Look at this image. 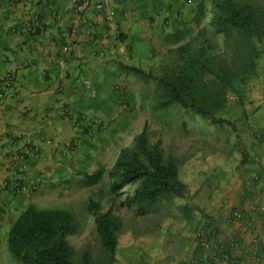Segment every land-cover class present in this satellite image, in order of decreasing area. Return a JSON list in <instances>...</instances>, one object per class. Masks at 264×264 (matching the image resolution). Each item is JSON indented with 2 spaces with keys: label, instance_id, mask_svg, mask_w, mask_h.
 <instances>
[{
  "label": "crops",
  "instance_id": "0c3cea01",
  "mask_svg": "<svg viewBox=\"0 0 264 264\" xmlns=\"http://www.w3.org/2000/svg\"><path fill=\"white\" fill-rule=\"evenodd\" d=\"M202 1L113 0L112 23L93 8L78 12L73 0H0L2 241L29 204L68 202L76 178L80 191L86 187L81 171L107 165L114 144L134 127L131 104L156 97L154 91L143 92L156 84L139 70L162 71L173 63L175 50L210 21ZM4 76H10L9 85L2 84ZM252 89L248 119L240 113L236 118L243 143L232 170L226 177L222 170L214 173V187L225 190L214 194L219 203L208 215L222 226L226 213L245 206L251 189L260 187L253 177L258 173L264 181V82ZM94 121L110 124L103 129ZM19 161L28 162L24 181L18 179ZM258 229L264 236V225Z\"/></svg>",
  "mask_w": 264,
  "mask_h": 264
},
{
  "label": "trees",
  "instance_id": "16d2710c",
  "mask_svg": "<svg viewBox=\"0 0 264 264\" xmlns=\"http://www.w3.org/2000/svg\"><path fill=\"white\" fill-rule=\"evenodd\" d=\"M202 2L205 16L210 15L209 23L175 50L173 63L162 69V75L139 72L156 82L155 95L160 97L156 109L165 111L178 105L210 126H228L234 131V121L226 116L231 112L230 97H234L236 112L246 120L251 90L264 82V0ZM255 137L261 138L262 133ZM185 169L190 181L183 176ZM105 174L110 193L125 195L124 205L135 208L140 215L175 197L182 198L188 188L192 194L198 193L211 176L209 159L202 152L182 161L165 155L161 140L152 142L146 130L120 150L111 168L80 172L87 180L86 186L96 185ZM129 187L132 190L122 191ZM87 210L94 215L96 232L109 264H113L123 221L112 208L98 212L100 203L92 198ZM78 231L71 210L29 204L10 227L7 247L22 264H91L88 251L79 262L73 259L68 236Z\"/></svg>",
  "mask_w": 264,
  "mask_h": 264
},
{
  "label": "rangeland",
  "instance_id": "374dc122",
  "mask_svg": "<svg viewBox=\"0 0 264 264\" xmlns=\"http://www.w3.org/2000/svg\"><path fill=\"white\" fill-rule=\"evenodd\" d=\"M151 73L154 76L162 75L161 70H154ZM149 91L155 92V88L152 86L143 90L145 94ZM253 94L255 93L252 89L251 95ZM139 100V103H133L130 106L134 114V127L131 132L126 133L127 137L122 143L114 144V151L108 154L105 168H111L115 155L122 146H130L133 142L132 138L146 130L152 142L161 140L165 155H174L182 161L192 153L202 152L209 159L211 176L198 193L192 194L188 188L182 198L175 197L141 215L135 208L124 205L125 195L114 196L110 193L107 174L99 183L86 186L82 191H80V182L76 178L75 182L78 185L73 191V196L71 195V200L64 203L63 201L50 203L44 207L69 209L74 213L79 231L68 236V239L76 262H79L83 253L88 251L92 256L91 264H109L108 254L95 229L94 215L87 210L91 198L100 203L98 212H105L112 208L123 221V228L118 234L119 246L113 264H185L192 254L193 235L201 219L209 214L211 205L214 208L219 203L216 204L214 201V194L219 190L220 192L225 190V188L219 189L218 185L214 187V173L222 170L223 175L220 176L226 177L225 175L231 172L230 163L237 153L236 148L243 143L241 136L238 135V127L241 124L236 119L239 113L233 106L234 97H230L231 112L226 114L235 123L234 131L228 126H210L196 113L178 105L165 111L156 109L155 103L159 102V96L155 98L144 96ZM131 110L127 112L132 113ZM183 121L186 126L183 125ZM186 170L183 176L190 181ZM258 175L257 173L255 176ZM132 188L122 191H130ZM254 189L253 187L251 190ZM212 210L215 211V208ZM0 264H22L10 253L7 240L2 241L1 238Z\"/></svg>",
  "mask_w": 264,
  "mask_h": 264
},
{
  "label": "built area",
  "instance_id": "2783aa9c",
  "mask_svg": "<svg viewBox=\"0 0 264 264\" xmlns=\"http://www.w3.org/2000/svg\"><path fill=\"white\" fill-rule=\"evenodd\" d=\"M73 1L78 12L93 8L103 13L106 19L113 23V0ZM63 48L66 52L70 51L69 45ZM2 84L9 85L10 76L2 77ZM84 84L90 88L92 96H95L96 91L91 82L85 80ZM94 122L98 123L97 125L102 124L103 129L110 124ZM20 158L24 159L23 156ZM27 165V161H19V180H25L24 172ZM259 178L256 176L253 183L259 182L260 187L251 190L245 206L231 209L226 213L224 226L219 225L213 215H206L201 220L193 235L192 254L185 264H264V236L258 229L259 225H264V181ZM13 184L15 189L18 185ZM21 188L26 189V185H22ZM249 232L251 234L248 236Z\"/></svg>",
  "mask_w": 264,
  "mask_h": 264
}]
</instances>
